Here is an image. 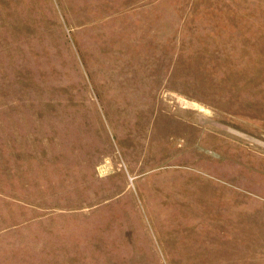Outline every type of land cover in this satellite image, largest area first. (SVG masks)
Here are the masks:
<instances>
[{
	"label": "rangeland",
	"instance_id": "obj_1",
	"mask_svg": "<svg viewBox=\"0 0 264 264\" xmlns=\"http://www.w3.org/2000/svg\"><path fill=\"white\" fill-rule=\"evenodd\" d=\"M0 194V264H264V0H0Z\"/></svg>",
	"mask_w": 264,
	"mask_h": 264
},
{
	"label": "crops",
	"instance_id": "obj_2",
	"mask_svg": "<svg viewBox=\"0 0 264 264\" xmlns=\"http://www.w3.org/2000/svg\"><path fill=\"white\" fill-rule=\"evenodd\" d=\"M0 195H3V194H0ZM15 227V226H14ZM6 229H2V230H0V232H2V231H5Z\"/></svg>",
	"mask_w": 264,
	"mask_h": 264
}]
</instances>
